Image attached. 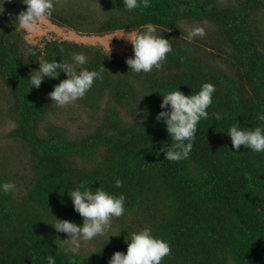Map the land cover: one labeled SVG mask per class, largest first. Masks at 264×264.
Masks as SVG:
<instances>
[{
    "label": "trees",
    "instance_id": "obj_1",
    "mask_svg": "<svg viewBox=\"0 0 264 264\" xmlns=\"http://www.w3.org/2000/svg\"><path fill=\"white\" fill-rule=\"evenodd\" d=\"M3 8L0 106L6 109L1 106L0 115L14 128L0 158L19 147L23 158L0 160V182L16 184L14 194H0V264H47L49 255L55 264H108L115 252H126L128 234L145 228L170 245L161 264H264V153L244 146L233 152L226 134L236 123L264 127L256 119L264 112V0H152L132 12L122 0H55L48 18L79 34L139 33L143 25H155L172 51L160 68L140 74L126 65L130 57L92 45L50 40L28 47L15 25L26 6L11 0ZM185 23L209 30L189 39ZM72 53H83L80 67L101 78L82 99L56 108L48 94L67 78L63 73L45 78L38 89L27 81L38 61L72 62ZM204 83L216 90L189 157L164 160L160 149L166 151L171 139L155 119L162 96L176 89L196 94ZM70 117L81 128L75 135L58 123ZM99 187L123 193L125 212L112 218L105 233L110 237L93 251L66 253L68 245L56 240L68 237L51 226L54 218L81 226L68 193Z\"/></svg>",
    "mask_w": 264,
    "mask_h": 264
},
{
    "label": "clouds",
    "instance_id": "obj_2",
    "mask_svg": "<svg viewBox=\"0 0 264 264\" xmlns=\"http://www.w3.org/2000/svg\"><path fill=\"white\" fill-rule=\"evenodd\" d=\"M11 0H0V14H3L5 3ZM152 0H122L124 10L132 12L140 7L149 8ZM26 6L15 17V25L26 33L36 32L40 22L51 17L55 0H21ZM143 31L139 33L125 34L124 39L132 45L133 56L127 58L125 63L129 70L134 73H149L153 68H160L161 62L166 59L172 51L170 40L162 35L156 34V26L148 23L142 26ZM124 32V30H121ZM125 33V32H124ZM206 35L203 27L193 25L187 33L189 39L204 37ZM31 51V50H30ZM72 62H56V60H40L38 68L30 73L28 83L30 89H38L45 78L50 80L59 79L61 73L67 78L53 86L48 94L52 101L51 106L63 108L82 99L92 88L95 80L101 78L99 71H90L82 68L86 63L83 53H72ZM102 70H105L101 65ZM215 86L204 83L196 94L185 95L176 89L162 96L160 111L155 117L157 122H163L167 134L171 139V145L161 148L164 152V160L181 161L189 157L193 147L197 125L202 119H207V109L213 103ZM216 120H222L223 115L214 112ZM256 119L264 125V112H258ZM231 141L233 152L239 151L241 146L255 153H264V127L257 126L255 129H245L238 123L232 125L227 133ZM232 152V153H233ZM122 181L116 179L114 186L122 187ZM82 187V186H81ZM16 184L14 182H0V194H14ZM73 205V210L82 218V225L78 226L68 220L55 219L56 223L51 225L57 233H64L68 239L60 244L68 245L65 252L73 255L79 253L81 241H91L97 236L103 235L110 229L112 218H119L125 212V196L110 194L102 188L96 190L80 188L73 189L68 193ZM110 237V236H109ZM108 237V238H109ZM127 245L126 252H115L108 264H161L163 259L170 255V245L163 239L155 237L150 229L133 232L125 237ZM47 264H55L53 256L45 258Z\"/></svg>",
    "mask_w": 264,
    "mask_h": 264
},
{
    "label": "rangeland",
    "instance_id": "obj_3",
    "mask_svg": "<svg viewBox=\"0 0 264 264\" xmlns=\"http://www.w3.org/2000/svg\"><path fill=\"white\" fill-rule=\"evenodd\" d=\"M79 3H85V2H79ZM89 4V3H87ZM94 12L97 13L99 17L104 16L103 13H100V8H93ZM193 25L185 23L183 25L184 30L188 31ZM200 27H203L204 30H209V28L205 25H199ZM21 33L23 34V39L26 44V46H35L37 48H42L44 43L50 40H65V41H70L73 43H82L86 45H92L96 46L97 48H101L104 50L106 53L116 56L118 58H126V57H132L133 56V50H132V45L129 41L123 38L125 34H132L136 32L132 31H117L115 33H110L104 36H98L95 34H79L75 31H72L68 28L65 27H60L52 23V21L49 18H46L40 22V27L36 32L33 33H26L22 29H20ZM3 109L5 110L6 107L3 105ZM0 106V108H1ZM5 107V108H4ZM78 112V110H75V115ZM5 116V115H4ZM4 116L0 115V151L1 150H6L9 147L7 145V142L5 141V137L8 136L9 132L13 130L14 125L10 121H8ZM68 115L65 117V120L67 119ZM71 119H68L66 122L65 120H59L58 123L65 125L68 127L72 135L77 134L76 132L80 129H78V122L75 121V118L70 117ZM87 123L88 125L91 124V121L88 119H84L83 123ZM82 124V122H81ZM13 150V149H12ZM15 151V152H14ZM19 148H14L13 153L7 152L6 157L0 158V160L6 159L5 162H9V158L11 156H14L17 160L21 161L23 158L22 152L20 151ZM16 154H20L18 157H16ZM24 162H27L26 156H24ZM116 229H111V231H115ZM107 232V231H106ZM105 232V233H106ZM101 235V237L98 239L97 237L94 238L91 241H81V248H80V253L82 252H89L93 251L95 247L99 244L102 243V241L107 240L108 236L107 234Z\"/></svg>",
    "mask_w": 264,
    "mask_h": 264
}]
</instances>
